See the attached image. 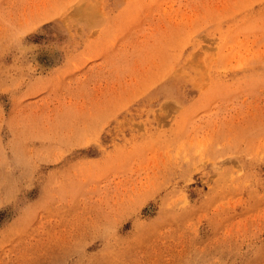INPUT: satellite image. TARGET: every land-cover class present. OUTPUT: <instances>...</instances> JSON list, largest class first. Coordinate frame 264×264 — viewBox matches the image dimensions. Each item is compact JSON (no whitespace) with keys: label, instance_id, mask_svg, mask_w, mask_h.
I'll list each match as a JSON object with an SVG mask.
<instances>
[{"label":"rangeland","instance_id":"rangeland-1","mask_svg":"<svg viewBox=\"0 0 264 264\" xmlns=\"http://www.w3.org/2000/svg\"><path fill=\"white\" fill-rule=\"evenodd\" d=\"M0 264H264V0H0Z\"/></svg>","mask_w":264,"mask_h":264}]
</instances>
